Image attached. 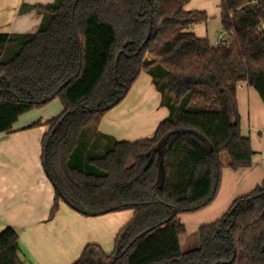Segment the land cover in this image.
<instances>
[{
	"label": "trees",
	"instance_id": "obj_1",
	"mask_svg": "<svg viewBox=\"0 0 264 264\" xmlns=\"http://www.w3.org/2000/svg\"><path fill=\"white\" fill-rule=\"evenodd\" d=\"M189 2L55 0L27 7L42 18L35 33H0V134L54 100L63 108L42 139L54 189L49 219L60 204L84 217L133 211L110 255L91 244L73 264H264V180L199 228L197 249L180 250L179 216L214 201L225 166L252 165L238 87L253 88L264 104V0H220L224 40L216 45L192 32L209 17L187 11ZM142 73L168 111L152 138L96 133ZM0 264H24L12 228L0 233Z\"/></svg>",
	"mask_w": 264,
	"mask_h": 264
},
{
	"label": "crops",
	"instance_id": "obj_2",
	"mask_svg": "<svg viewBox=\"0 0 264 264\" xmlns=\"http://www.w3.org/2000/svg\"><path fill=\"white\" fill-rule=\"evenodd\" d=\"M54 1L0 0V33H35L41 18L35 11L26 10L27 7L46 6ZM145 82L146 92L153 93L152 79ZM136 87L137 83L124 101ZM135 90L134 94L139 95L140 88ZM236 99L241 133L249 138L255 153L252 165L238 171L225 166L214 201L198 212L179 216L185 227L178 239L182 253L199 247V228L220 219L237 198L249 195L264 180V104L256 91L245 84L240 90L238 87ZM62 110L59 100H54L40 110L22 115L13 126V132L0 134V233L6 228L15 230L24 264H73L91 244L110 255L116 236L133 217L132 210L84 217L60 204L56 215L49 219L54 189L41 163L42 139L49 131L46 123L59 116ZM161 116L167 118L168 111ZM135 117L118 105L104 116L96 133L116 141H124L129 135L141 136L142 131L133 123ZM35 123L38 124L34 126ZM93 134L90 132L89 137Z\"/></svg>",
	"mask_w": 264,
	"mask_h": 264
},
{
	"label": "rangeland",
	"instance_id": "obj_3",
	"mask_svg": "<svg viewBox=\"0 0 264 264\" xmlns=\"http://www.w3.org/2000/svg\"><path fill=\"white\" fill-rule=\"evenodd\" d=\"M219 4H220V0H190V3L186 7L187 11H199V12L207 13L209 17L208 22L206 24H200L194 26L192 28V32L198 38L207 39L211 45H215L216 44L215 42L217 40L224 37L221 32ZM41 22H42V18L40 20L39 26ZM12 56L13 55L5 56L3 57V59L8 60ZM148 78H150V76L147 73H142L140 75V78L136 82L137 83L136 88H140L141 90L140 92H138L139 95L134 94L136 91L135 88L131 96L119 105L120 109H123L125 111H131V113L135 114L136 117L134 118L133 121L134 125H136L135 128L137 127L138 131H142L141 136L129 135L127 139H125L124 141L135 142L138 140L152 138L157 126L162 122V120H165L166 118L161 116L165 110L167 111V109L163 107L161 104L160 93L156 90L155 87H152V92L154 93V96L153 93L146 92L147 89L146 87H144L145 86L144 83H146L145 80H147ZM240 88L241 85L239 86V90ZM142 96L143 98L141 99ZM156 124L158 125L156 126ZM153 126H156V128L154 129V131H151ZM222 161L224 165L227 164L228 159L225 155L222 157ZM216 221L217 220L212 221L208 225L213 224Z\"/></svg>",
	"mask_w": 264,
	"mask_h": 264
},
{
	"label": "water",
	"instance_id": "obj_4",
	"mask_svg": "<svg viewBox=\"0 0 264 264\" xmlns=\"http://www.w3.org/2000/svg\"><path fill=\"white\" fill-rule=\"evenodd\" d=\"M158 151H159V155L162 156L161 146H159ZM159 176L161 177L162 182H163V180H164V168H163L162 162H160V166H159Z\"/></svg>",
	"mask_w": 264,
	"mask_h": 264
},
{
	"label": "built area",
	"instance_id": "obj_5",
	"mask_svg": "<svg viewBox=\"0 0 264 264\" xmlns=\"http://www.w3.org/2000/svg\"><path fill=\"white\" fill-rule=\"evenodd\" d=\"M224 40V37L220 38L219 40L216 41V44H218L220 41ZM215 44V45H216Z\"/></svg>",
	"mask_w": 264,
	"mask_h": 264
}]
</instances>
